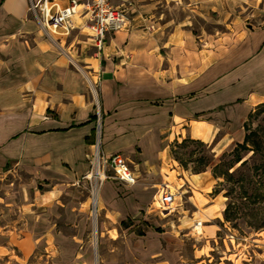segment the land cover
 Instances as JSON below:
<instances>
[{"label":"crops","instance_id":"0c3cea01","mask_svg":"<svg viewBox=\"0 0 264 264\" xmlns=\"http://www.w3.org/2000/svg\"><path fill=\"white\" fill-rule=\"evenodd\" d=\"M113 5L127 11L130 27L108 34L99 52L85 47L83 29L64 40L46 37L31 0H0V191L19 178L23 215L88 174L96 123L91 85L103 115L102 151L124 155L137 184L142 173L147 180L162 174L185 132L215 160L233 151L245 140L250 114L264 104V0ZM192 178L204 188L215 181L208 171ZM114 195L107 181L101 209ZM6 196L0 258L11 247L50 244L54 226L17 231L2 221L12 206Z\"/></svg>","mask_w":264,"mask_h":264},{"label":"rangeland","instance_id":"374dc122","mask_svg":"<svg viewBox=\"0 0 264 264\" xmlns=\"http://www.w3.org/2000/svg\"><path fill=\"white\" fill-rule=\"evenodd\" d=\"M76 20L80 25L81 19ZM89 34L85 30L82 36L85 47L94 44ZM246 128L258 146L237 152L235 148L216 160L204 142L185 132L184 138L180 135L171 145L172 162L157 178L147 180V174L142 173L132 187L108 179L117 196L103 209L99 203L94 208L92 199L107 181L83 178L61 191L55 202H46L25 215L20 210L19 178L8 183L0 195H7L6 202L12 206L2 221L17 231L49 226L55 230L50 244L41 242L33 249L11 247L0 264H264V108ZM236 155L242 160L229 171L232 175L221 176ZM207 171L215 180L211 188L192 178ZM164 184L177 194L176 209L165 217L154 199L158 186ZM37 191L45 190L39 187ZM250 195L257 197L256 203L247 199ZM198 223L202 224L201 233L195 227ZM13 238H18L15 232Z\"/></svg>","mask_w":264,"mask_h":264},{"label":"built area","instance_id":"2783aa9c","mask_svg":"<svg viewBox=\"0 0 264 264\" xmlns=\"http://www.w3.org/2000/svg\"><path fill=\"white\" fill-rule=\"evenodd\" d=\"M30 11L39 21L41 31L50 39L56 34L70 35L75 29L90 31L93 47L102 52L108 34L126 31L130 27L127 11L113 5V0H31ZM83 23L76 26V18ZM93 87L96 102V123L94 152L89 159L90 170L85 179L103 183L113 179L126 186H135L138 177L130 161L122 154L106 156L102 151L103 115L98 93ZM111 171L112 176H107ZM176 196L167 184L158 186L154 196L157 209L162 216L170 215L176 209ZM166 214V215H165Z\"/></svg>","mask_w":264,"mask_h":264},{"label":"trees","instance_id":"16d2710c","mask_svg":"<svg viewBox=\"0 0 264 264\" xmlns=\"http://www.w3.org/2000/svg\"><path fill=\"white\" fill-rule=\"evenodd\" d=\"M262 108H264V104L261 105L260 107H258V108L256 109L255 112H253V113L250 114V116H249V120H250V119H251V118H252V117H253V116H254L259 110H261ZM92 119H93V120H96V116H93ZM249 120H248V122H249ZM246 125H247V124H246ZM245 129L247 130L246 126H245ZM252 134H253V133H250V134L246 133V136H245V140H244V142H243L242 144H239V145L236 147V149L234 150V152H237L238 149H247L248 146H249V147H250V146H251V147L254 146V148H256V147L258 146V143H257L255 140L252 139V136H253ZM185 142H186V141H184L183 144H184ZM241 160H242V158L237 157V155H236V156H235V161H234L232 164H229V167H228L229 170H228L227 172L221 174V176H226V175L231 176L232 174L229 173V171L232 170V169L234 168V166L237 165V163H239ZM245 163H246V162H244V164H245ZM211 164H212V162H210L206 167L211 166ZM218 167H219V165H216V167H215L214 169L216 170V169H218ZM221 176H218L217 178H220ZM247 199L250 200V202H253V203H256V201L258 200L256 196H252V195L248 196ZM229 207H230V204L227 205V208H226V210H225V219H226L227 221H228L229 218H230V215H229ZM261 228H262V227H261Z\"/></svg>","mask_w":264,"mask_h":264},{"label":"bare ground","instance_id":"6f19581e","mask_svg":"<svg viewBox=\"0 0 264 264\" xmlns=\"http://www.w3.org/2000/svg\"><path fill=\"white\" fill-rule=\"evenodd\" d=\"M57 35L66 36L65 34H64V35H63V34H56V35L54 36V38H57V37H56ZM197 136L202 137L200 133H199ZM92 201H93V206H94V208H96V207H97V204H98V191H96V192L94 193V196H93ZM165 215H166V214H165ZM195 227H196V230L198 231V233H201V232H202V224L198 223Z\"/></svg>","mask_w":264,"mask_h":264}]
</instances>
